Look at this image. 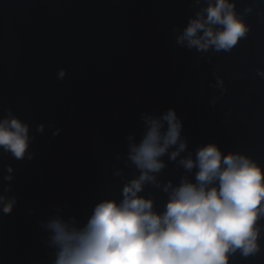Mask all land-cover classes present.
Instances as JSON below:
<instances>
[{
    "label": "water",
    "instance_id": "95a60500",
    "mask_svg": "<svg viewBox=\"0 0 264 264\" xmlns=\"http://www.w3.org/2000/svg\"><path fill=\"white\" fill-rule=\"evenodd\" d=\"M214 2L0 0V119L11 109L34 137L22 160L0 148V264H55L51 220L82 228L96 204L122 201L140 175L129 151L147 131L146 115L174 110L186 143L175 161L178 145L160 158L165 168L138 193L158 213L182 180L196 182L198 169L180 161H195L209 143L264 170V0H229L248 26L230 51L178 43ZM257 225L260 250H237L229 264H264V216Z\"/></svg>",
    "mask_w": 264,
    "mask_h": 264
},
{
    "label": "clouds",
    "instance_id": "9594fccd",
    "mask_svg": "<svg viewBox=\"0 0 264 264\" xmlns=\"http://www.w3.org/2000/svg\"><path fill=\"white\" fill-rule=\"evenodd\" d=\"M204 11L207 16L201 12L191 19L178 43L187 41L189 48L199 50L214 46L216 51H230L247 34L248 26L229 0H215ZM214 25L223 27L214 30ZM201 30L203 34L198 35ZM58 75L62 79L65 71ZM6 111L0 119V148L22 160L34 137L29 135L28 122L13 115L11 109ZM144 121L147 131L129 151L140 175L123 187L122 201L107 199L96 204L82 228L59 218L48 223L51 242L58 249L55 264H229L230 254L237 250L245 257L257 253V221L264 216L261 166L239 153L224 155L216 144L209 143L198 149L195 161L190 157L180 161L186 170L198 169L196 182L182 180L169 193L163 213H158L153 210V200L138 193L146 183H155L153 174L165 168L160 158L178 145L170 153L175 161L186 143L180 139L182 125L174 110L169 109L160 119L146 115ZM43 130V124L37 127L38 133ZM169 188L171 182L164 191ZM4 200L0 196V203ZM15 203L14 198L4 203L3 213L10 214Z\"/></svg>",
    "mask_w": 264,
    "mask_h": 264
}]
</instances>
